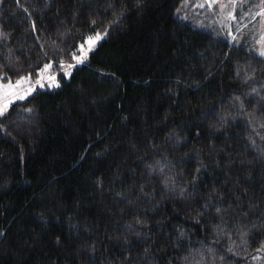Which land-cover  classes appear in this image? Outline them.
Masks as SVG:
<instances>
[{"label":"trees","instance_id":"trees-1","mask_svg":"<svg viewBox=\"0 0 264 264\" xmlns=\"http://www.w3.org/2000/svg\"><path fill=\"white\" fill-rule=\"evenodd\" d=\"M183 1L0 0V78L59 81L0 115V264H264V57Z\"/></svg>","mask_w":264,"mask_h":264},{"label":"rangeland","instance_id":"rangeland-1","mask_svg":"<svg viewBox=\"0 0 264 264\" xmlns=\"http://www.w3.org/2000/svg\"><path fill=\"white\" fill-rule=\"evenodd\" d=\"M178 12L181 17L199 28L224 35L232 43L246 41L257 54L264 57V0H184ZM97 35L100 38L103 36L102 33L96 32L78 44L74 62L59 61V71L67 76L75 64L84 62L99 39L95 40L90 50L87 41L89 38L95 39ZM52 64H44L39 71V77L35 79L22 76L14 81H3L0 78V115L7 112L12 102L26 98L37 87L57 86V72H52Z\"/></svg>","mask_w":264,"mask_h":264},{"label":"snow or ice","instance_id":"snow-or-ice-1","mask_svg":"<svg viewBox=\"0 0 264 264\" xmlns=\"http://www.w3.org/2000/svg\"><path fill=\"white\" fill-rule=\"evenodd\" d=\"M100 39L99 35H97L95 37V39H92V38H89L88 41H87V44L89 45V50L91 49V46L94 45L95 43V40H98ZM81 50L83 51V45L81 46ZM87 53L85 52L84 55H86ZM22 98V97H21ZM7 107V105H5V108Z\"/></svg>","mask_w":264,"mask_h":264}]
</instances>
